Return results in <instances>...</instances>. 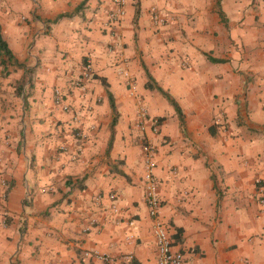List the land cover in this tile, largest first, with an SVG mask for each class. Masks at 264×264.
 Masks as SVG:
<instances>
[{
	"label": "crops",
	"instance_id": "obj_1",
	"mask_svg": "<svg viewBox=\"0 0 264 264\" xmlns=\"http://www.w3.org/2000/svg\"><path fill=\"white\" fill-rule=\"evenodd\" d=\"M116 9L0 0L2 37L23 65L0 56V264H156L145 144L183 264H264V0H125L112 22Z\"/></svg>",
	"mask_w": 264,
	"mask_h": 264
},
{
	"label": "built area",
	"instance_id": "obj_2",
	"mask_svg": "<svg viewBox=\"0 0 264 264\" xmlns=\"http://www.w3.org/2000/svg\"><path fill=\"white\" fill-rule=\"evenodd\" d=\"M117 9L110 16L112 22L118 21L124 16V6L125 0H116ZM150 20L155 28L163 27L168 19L167 17L156 7H151L149 10ZM54 103L65 109L66 106L63 103V96L59 90L54 92ZM137 127L139 130H144L145 124L148 122L147 111L144 104L141 101L137 102ZM222 114H219V118ZM219 118L216 121H219ZM154 124L157 123L156 120H152ZM143 163H144V197L148 209L149 218L152 221V230L155 239V245L157 249L156 264H183V254L179 251L173 250V241L167 232L163 221L160 218L161 203L158 197V181L154 175L155 169V149L151 144H145L143 146ZM261 181L257 180L256 184ZM109 200L112 202L111 209L114 213L118 212L117 206L114 204L115 195L110 193L108 196ZM100 196L95 198L96 204L100 201ZM260 203L264 205V196L260 197ZM94 220L91 221V224ZM132 225V223H130ZM89 255V253H86ZM92 256L99 258L103 261H108L107 256H101L97 253H93Z\"/></svg>",
	"mask_w": 264,
	"mask_h": 264
},
{
	"label": "trees",
	"instance_id": "obj_3",
	"mask_svg": "<svg viewBox=\"0 0 264 264\" xmlns=\"http://www.w3.org/2000/svg\"><path fill=\"white\" fill-rule=\"evenodd\" d=\"M70 16H73L72 14H69V15H63V16H59L57 17L54 22L58 21L60 18H63V17H70ZM0 56L5 58V62L2 61L1 64H4L6 62H8V64L11 65H14L16 67H23V65L21 63H18L16 61H14V57H13V54L11 52V50L8 48V45L7 43L5 42V40L3 39L2 37V34H1V31H0ZM217 62V61H216ZM95 78H98L96 76H94ZM147 77H148V82L146 84V88H149V89H155L156 91H158L164 98L167 99V101L173 106L176 114L178 115L180 121L182 122V113H181V109L179 108L178 104L176 103L175 100H173L166 92H164L159 86L157 85H150V80L151 77L147 74ZM101 83L106 87V83H105V80L104 79H100ZM108 97H109V101H110V105H111V108H112V111L113 113H115V108H114V103H113V100H112V96L110 93H108ZM162 121V119H157V123ZM116 124V118H113L111 124H110V132H111V136H110V140H109V143H108V149H110L111 145H112V141H113V134H114V126ZM8 194V189L5 191L4 193V198L6 199V196Z\"/></svg>",
	"mask_w": 264,
	"mask_h": 264
}]
</instances>
